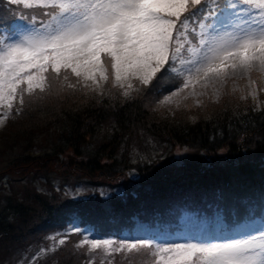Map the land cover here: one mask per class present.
Returning <instances> with one entry per match:
<instances>
[{
  "label": "trees",
  "instance_id": "obj_1",
  "mask_svg": "<svg viewBox=\"0 0 264 264\" xmlns=\"http://www.w3.org/2000/svg\"><path fill=\"white\" fill-rule=\"evenodd\" d=\"M49 82L45 92L26 94L22 113H7L0 127V264H154L143 251L108 256L77 248L79 234L48 247L74 217L116 236L132 217L166 224L182 211L208 215L215 207L233 227L264 215V105L225 93L191 108L158 106L163 97L144 92L126 98L108 85L69 88L72 76ZM127 168L138 177L128 178ZM48 174L121 193L73 199L49 188ZM35 178L46 179L47 191Z\"/></svg>",
  "mask_w": 264,
  "mask_h": 264
},
{
  "label": "snow or ice",
  "instance_id": "obj_2",
  "mask_svg": "<svg viewBox=\"0 0 264 264\" xmlns=\"http://www.w3.org/2000/svg\"><path fill=\"white\" fill-rule=\"evenodd\" d=\"M17 13L19 21L5 18ZM253 72L264 74V0H0V109L9 115L22 113L26 94L51 87L49 74L75 77L69 88L96 91L111 82L126 98L162 95L158 106L179 107L206 94L198 88H223ZM249 87L255 99L250 78ZM7 118L0 114V124ZM73 220L50 237L55 244L79 234L77 248L146 251L154 264H264V225H246L255 230L239 236L158 241L97 237ZM49 250L56 248L42 251Z\"/></svg>",
  "mask_w": 264,
  "mask_h": 264
},
{
  "label": "rangeland",
  "instance_id": "obj_3",
  "mask_svg": "<svg viewBox=\"0 0 264 264\" xmlns=\"http://www.w3.org/2000/svg\"><path fill=\"white\" fill-rule=\"evenodd\" d=\"M19 8H23L22 5L16 6ZM52 74H49V76ZM249 78L256 82L257 84V92L256 98L253 99L252 96L248 95L251 91L249 87ZM106 85L112 86L111 82H108ZM264 87V74L253 72L251 73L250 77L241 78L239 76L235 77L234 79H230L227 82V85L223 88L220 86H209L207 89H197V91H204L206 92L205 95L190 97L186 101H182L179 104V107H187L191 108L195 105L203 104L206 101H217L219 100L225 93L234 95L242 99H249L254 105L262 106L264 105V91H261L260 88ZM101 89H97L96 91H100ZM166 94V93H165ZM161 97H163L161 95ZM165 106H170L165 104ZM172 107H177L175 103L171 105ZM0 114L4 116L7 115V112L3 109H0ZM2 124H0V127ZM183 154L181 151L175 152L176 155ZM179 157V156H178ZM46 179H33L32 183L34 186L39 190H46L47 185L44 183ZM48 187L54 190L61 189L62 193L69 196L73 199H85L89 196H95L98 194L100 198H105L109 195H119L121 190L119 186L115 187H105L103 184L101 185H89L86 182L79 181V179H73L71 177H67L66 179H61L55 175L48 174ZM75 223V220H73ZM152 224H149V221H142V220H135L128 230H124L120 233L119 238H133V237H149L152 236L153 239L158 241H172V240H186V239H193V238H211L213 235H220L221 233H228L233 236H239L244 234L245 231H254L255 227H259L264 225V218L253 219L248 221L247 223L241 222L236 225L232 229H224V221L220 216L219 211L216 208H213L208 214V216H196L195 212H186L182 211L178 213L176 220L171 223L173 225V229L168 231L165 224H155L153 221ZM78 224V223H75ZM246 225H254L255 227L245 228ZM69 227V225H68ZM67 227V228H68ZM83 230H91L89 226H82ZM93 233V232H92ZM97 237H103L98 233H93ZM73 237V236H71ZM75 238V237H74ZM109 238V237H105ZM57 240L59 238H56ZM82 237L79 239L81 240ZM78 240V241H79ZM77 242V241H76ZM55 242L50 238L49 246H54ZM43 249H41L42 251ZM142 253V251H141ZM143 253L147 256L146 259L150 260L154 263L151 258L148 256L146 251ZM17 264H27V262H18Z\"/></svg>",
  "mask_w": 264,
  "mask_h": 264
},
{
  "label": "water",
  "instance_id": "obj_4",
  "mask_svg": "<svg viewBox=\"0 0 264 264\" xmlns=\"http://www.w3.org/2000/svg\"><path fill=\"white\" fill-rule=\"evenodd\" d=\"M127 175H129V176H136L137 174H136V172L134 171V170H127Z\"/></svg>",
  "mask_w": 264,
  "mask_h": 264
}]
</instances>
